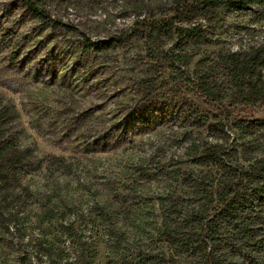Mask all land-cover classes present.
Masks as SVG:
<instances>
[{
	"label": "rangeland",
	"instance_id": "obj_1",
	"mask_svg": "<svg viewBox=\"0 0 264 264\" xmlns=\"http://www.w3.org/2000/svg\"><path fill=\"white\" fill-rule=\"evenodd\" d=\"M37 2L51 21L33 17L23 0H0V103L13 106L22 146L36 157H63L70 169L42 162L23 180L24 205L33 211L39 195L57 191V208H68L67 219L88 236L92 264H109L122 249L151 252L168 264H198L201 250H211L219 264H250L231 226L221 223L204 245L199 234L230 167L247 164L264 146L257 132L246 136L232 127L238 119L264 120V104L238 103L224 61L227 53L264 43L259 8L219 7L211 17L179 22L201 24L209 43L193 44L145 28L171 16L178 0ZM202 83L215 106L229 111L226 120L203 100ZM232 140L220 167L188 160L192 141ZM96 204L110 208V224L96 215ZM109 225L123 234L117 244ZM50 231L49 241L59 226ZM26 232L30 252L40 231L30 223ZM21 246L0 242V264H18Z\"/></svg>",
	"mask_w": 264,
	"mask_h": 264
},
{
	"label": "trees",
	"instance_id": "obj_2",
	"mask_svg": "<svg viewBox=\"0 0 264 264\" xmlns=\"http://www.w3.org/2000/svg\"><path fill=\"white\" fill-rule=\"evenodd\" d=\"M23 3L33 17L51 21L44 10L37 6V0H23ZM250 6L258 7V13L264 18V0H178L171 16L150 20L146 22L145 28L149 34L157 38L169 35L171 39L185 40L193 44L209 43L199 22L188 26L177 24L181 21L211 17L219 7L245 10ZM95 45V42H86L87 47ZM224 61L227 64L229 82L237 91L238 103L245 106L264 104V80L261 76V70L264 69V43L251 45L246 50L227 53ZM198 87L205 103L212 105L218 115L226 120L229 111L219 105L215 106L216 98L212 97L214 93L208 84H198ZM15 118L13 106L0 103L1 244L7 248L22 244L18 264H32L33 258L37 264H92L93 249L88 242V236L79 225L75 226L73 220L67 219L68 208L65 211L57 208L54 202L57 191L50 190L39 195L33 211L24 205L22 196L29 194V190L23 180L28 174L36 171L42 162L56 166L62 172L70 169V164L63 157L49 154L36 157L28 146H22L20 144L22 132L16 129ZM232 125L246 136L257 132L264 145V120L238 119ZM224 127L225 124L219 126L222 133ZM232 142L233 140L225 145L217 142L200 144L192 141L187 151L188 160L195 164L220 167L228 159V147ZM259 149L260 153L247 164L230 167L223 186L214 193L217 205L212 208L211 215L202 220L203 225L199 234V242L204 245L212 241L213 233L219 229L221 223L231 226L238 238L247 246L249 252L246 255L250 264H264V146ZM172 172L177 175L179 169ZM183 176L189 179L187 174ZM94 208L102 222L110 224V208L97 204ZM122 212H130V209H122ZM128 218L130 224V214ZM30 223L36 225L40 236L32 240L31 251L28 252L23 245L27 242L26 230ZM83 223V228L86 229L89 222ZM53 224L59 226V235H53L50 241L44 239L51 233L50 227ZM44 229L46 231L43 232ZM109 235L113 238L114 244L119 243L123 237L122 233L116 232L110 225ZM59 237L63 238L62 243L66 242L63 247L57 243ZM219 263V258L211 250H201L198 264ZM109 264H168V260L140 249L131 255L130 250L127 252L126 249H122Z\"/></svg>",
	"mask_w": 264,
	"mask_h": 264
}]
</instances>
